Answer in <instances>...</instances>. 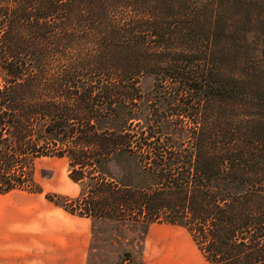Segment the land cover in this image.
<instances>
[{"label": "trees", "instance_id": "1", "mask_svg": "<svg viewBox=\"0 0 264 264\" xmlns=\"http://www.w3.org/2000/svg\"><path fill=\"white\" fill-rule=\"evenodd\" d=\"M0 77V195L67 158L81 194L45 196L93 231L176 225L208 264H264V0H0Z\"/></svg>", "mask_w": 264, "mask_h": 264}, {"label": "rangeland", "instance_id": "2", "mask_svg": "<svg viewBox=\"0 0 264 264\" xmlns=\"http://www.w3.org/2000/svg\"><path fill=\"white\" fill-rule=\"evenodd\" d=\"M154 84L152 76L145 77L140 84L146 98L144 108L147 109L140 120L142 126L152 125L149 110L155 96ZM109 169L113 172L119 171L114 163L109 165ZM69 174L67 158L44 157L35 163V179L44 190L42 194L45 198V194H59L71 199L78 197L81 187L70 179ZM142 230V227L123 222H97L92 233L88 264H142L145 245V234ZM148 264L208 262L185 228L153 224L148 227Z\"/></svg>", "mask_w": 264, "mask_h": 264}, {"label": "crops", "instance_id": "3", "mask_svg": "<svg viewBox=\"0 0 264 264\" xmlns=\"http://www.w3.org/2000/svg\"><path fill=\"white\" fill-rule=\"evenodd\" d=\"M93 222L43 194L0 195V264H88ZM143 264H148V235Z\"/></svg>", "mask_w": 264, "mask_h": 264}]
</instances>
